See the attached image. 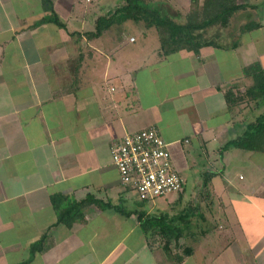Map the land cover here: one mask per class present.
Listing matches in <instances>:
<instances>
[{
  "label": "crops",
  "instance_id": "crops-1",
  "mask_svg": "<svg viewBox=\"0 0 264 264\" xmlns=\"http://www.w3.org/2000/svg\"><path fill=\"white\" fill-rule=\"evenodd\" d=\"M52 2L64 26L43 0H0V264H264V151L230 145L264 111L243 73L264 65V0H238L258 7L235 12L227 34L206 28L199 51L169 54L155 27L132 20L143 40L123 23L88 35L120 0ZM146 3L182 23L195 7ZM250 19L262 26L241 32ZM149 125L185 179L161 204L140 200L111 157L115 140ZM82 200L80 216L59 221L58 206ZM140 212L178 230L170 249L161 235L151 246Z\"/></svg>",
  "mask_w": 264,
  "mask_h": 264
},
{
  "label": "trees",
  "instance_id": "trees-1",
  "mask_svg": "<svg viewBox=\"0 0 264 264\" xmlns=\"http://www.w3.org/2000/svg\"><path fill=\"white\" fill-rule=\"evenodd\" d=\"M195 7H192L188 13L186 22H178L167 13L163 14L162 9L154 5H149L146 0H120L107 15L100 16L96 23V28L88 32L90 37L98 36L106 29L114 24H122L125 21L132 20L142 23L146 28L155 27L162 48L163 54L176 52L180 49H189L199 51L200 47L207 43L204 40L203 32L206 28L213 25L228 26L233 14L241 9L248 7L257 8L258 5L250 3H240L238 0H204L202 10L198 8L199 0H193ZM44 6L54 12V21L62 26L65 24L59 19L55 13L52 0H43ZM260 21L250 19L240 27L241 32L250 31L261 27ZM243 73L253 79V85L246 90V94L257 100L256 105H264V65L260 60L251 62L243 68ZM226 97L230 101V107L238 104V96L233 88L226 90ZM230 145H235L248 150L264 151V111L260 113L256 119L249 122L239 138L230 141ZM214 172H207L205 176V184L211 180ZM185 186V185H184ZM85 200L75 202L66 208H59V221H68L72 217L80 216V209ZM57 206V205H56ZM124 214L129 215L124 207H117ZM139 219L144 231L148 234L151 246L159 241L160 235L165 239L163 246L170 249L173 239H177L178 230L171 228L166 223V216L148 215L145 212L139 213ZM45 236L40 238L31 247L32 252L42 248ZM193 250L191 247H185L183 254H176V259L180 261L183 256L191 255ZM29 259L19 263L27 264Z\"/></svg>",
  "mask_w": 264,
  "mask_h": 264
},
{
  "label": "built area",
  "instance_id": "built-area-1",
  "mask_svg": "<svg viewBox=\"0 0 264 264\" xmlns=\"http://www.w3.org/2000/svg\"><path fill=\"white\" fill-rule=\"evenodd\" d=\"M111 157L122 183L135 190L140 200L155 201L184 189L185 179L174 165L169 143L154 125L115 140Z\"/></svg>",
  "mask_w": 264,
  "mask_h": 264
},
{
  "label": "rangeland",
  "instance_id": "rangeland-1",
  "mask_svg": "<svg viewBox=\"0 0 264 264\" xmlns=\"http://www.w3.org/2000/svg\"><path fill=\"white\" fill-rule=\"evenodd\" d=\"M260 12H264V5H262V8L259 10ZM255 12H256V15L257 16H261L260 14H259V12H258V9H255ZM262 15H264V13L262 14ZM262 19V18H261ZM127 22H129V24L127 23ZM125 21L123 24H124V27H127L128 28V25H130L131 27V29H128V31H131L130 32V34H134V35H136L137 37H138V40L140 41V40H143V36L141 35V32H142V29H143V27L142 26H139V25H136L135 23H133V22H130V21ZM131 24H133V25H131ZM145 26V25H144ZM146 28V27H145ZM209 30H212L213 31V35L214 36H218L219 34H227L229 31H230V24L228 25V26H225V27H223V26H221V25H213ZM139 48H141V47H139ZM151 49V46H147L146 45V48L144 49V50H146V51H148V50H150ZM241 171H245L246 173H248L249 174V172H250V170L249 169H246V170H241ZM181 174H182V172H181ZM183 176H184V174H182ZM175 194L174 193H170V194H168L167 196L169 197V198H173V196H174ZM167 198H164V197H160V198H158V199H156L157 200V203H159V204H161V203H163L165 200H166ZM155 200V201H156ZM154 202V201H153Z\"/></svg>",
  "mask_w": 264,
  "mask_h": 264
}]
</instances>
